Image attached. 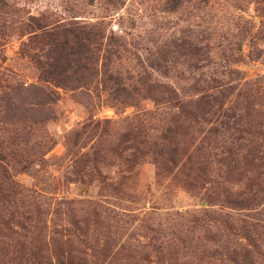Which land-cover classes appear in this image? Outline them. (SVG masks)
<instances>
[{"label":"rangeland","instance_id":"374dc122","mask_svg":"<svg viewBox=\"0 0 264 264\" xmlns=\"http://www.w3.org/2000/svg\"><path fill=\"white\" fill-rule=\"evenodd\" d=\"M59 253L264 264V0H0V264Z\"/></svg>","mask_w":264,"mask_h":264},{"label":"trees","instance_id":"16d2710c","mask_svg":"<svg viewBox=\"0 0 264 264\" xmlns=\"http://www.w3.org/2000/svg\"><path fill=\"white\" fill-rule=\"evenodd\" d=\"M38 28H42V27H38ZM67 33H69L70 35H73V33H71V32H67ZM54 35L59 38V35L60 34L57 33V32H55ZM61 37L63 39L59 43V46L61 47V52H63L64 54H61L60 53V57H63V59H65V58H68L69 56H74V55L78 54L73 49V44H74L73 41H74L75 37H77V36H74V39H70L67 34H64L63 33ZM109 39L110 40H113L114 39V36H111ZM86 41L87 42H91V40L88 39V38H86ZM111 52H112V50H106V53H111ZM84 53L85 52L82 53V56H83ZM83 57H84V61H86L88 59L87 56H83ZM68 62H69V60H68ZM68 62L66 61L67 64H68ZM89 62L87 61L86 64H85V66H83V68H85V67L87 68V71L89 70V68H88ZM50 74H53L52 76H54V73H49V75ZM53 78H55L54 80H56L57 77L54 76ZM252 165H254V162L253 161H251L250 159H245V157H243V162L240 164L239 170H241V169L246 170L247 168H249V166L251 167ZM248 170H253V169H250L249 168ZM235 204L239 205L240 203L236 201ZM34 256H35V259L37 260L38 257H36V255H34ZM40 264H42V263H40ZM47 264H88V260L84 256H83V258L82 257H73L71 255V253H69L68 254V257H65L62 253H59L58 257L56 258V261L51 260Z\"/></svg>","mask_w":264,"mask_h":264}]
</instances>
